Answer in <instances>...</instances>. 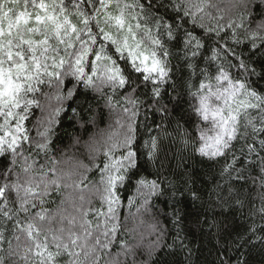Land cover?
I'll return each instance as SVG.
<instances>
[{"label":"snow or ice","instance_id":"obj_1","mask_svg":"<svg viewBox=\"0 0 264 264\" xmlns=\"http://www.w3.org/2000/svg\"><path fill=\"white\" fill-rule=\"evenodd\" d=\"M166 43L183 52L177 69ZM240 45L247 57L233 47ZM260 80L264 0L225 7L219 0H0V264L6 256L18 257L13 264H166L159 253L173 245L164 241L154 201L181 189L144 166L158 161L167 133L143 139L141 129L150 133V126L142 109L163 121L171 114L161 103L164 87L176 92L177 103L183 90L191 97L184 102L193 133L184 129L182 143L207 160H223L220 174L229 180L233 172L237 180L256 172L264 188V88L254 86ZM101 101L114 124L85 142L88 164L78 160L65 170L53 155L57 126L70 111L88 133L103 122ZM36 109L33 135L28 124ZM122 190L133 194L122 198ZM125 200L141 224L152 221L155 239L146 247L143 233L135 243L121 239L122 229L129 231L121 219ZM258 212L264 219V203ZM237 234L245 244L252 240ZM138 253L146 259L138 261Z\"/></svg>","mask_w":264,"mask_h":264},{"label":"trees","instance_id":"obj_2","mask_svg":"<svg viewBox=\"0 0 264 264\" xmlns=\"http://www.w3.org/2000/svg\"><path fill=\"white\" fill-rule=\"evenodd\" d=\"M219 2L221 7H225L231 3V0H219ZM164 11L161 8L159 13L163 15ZM253 15L256 22L261 19L255 8H253ZM252 27H255V22ZM166 46L172 53L168 57L171 66L177 69L183 61L176 57L183 56V52L173 48L171 43H166ZM212 46H215L214 42ZM233 47L238 54L245 57L249 55L243 45ZM252 60L258 62L259 57H252ZM120 63L123 64V61ZM201 67H204L203 63ZM257 70L260 69L257 68ZM232 71L235 73L236 69ZM174 78L180 79L179 71L175 72ZM252 79L256 80L255 77ZM254 86L264 88V80L258 81ZM139 91H145L143 86ZM87 95L91 99L94 94L89 92ZM181 95L183 100L177 103L176 92L165 86L161 103L167 104L171 113L167 119L162 121L161 113L153 112L147 105L142 109L141 115V120H144L143 112H147L145 123L150 126V133H145L141 129L143 139H147L148 134H160L161 130L167 133V135H161L162 152L158 161L154 165L144 164L143 160L141 163L148 172L155 174L158 171L161 178H166V181L172 182L175 188L181 189L176 192L175 196L169 192L154 201V211L159 214L160 222L166 229L164 241L168 245H173L159 253V256L166 264H222V262L223 264H264V243L257 239V237L264 236V232L259 231L261 227H264V219H261L258 212L264 203L261 199L264 195V188L260 186L259 177L256 172L251 174L246 172L244 179L237 180L235 179L236 173L233 172V179L229 180L228 177L220 174L223 160L218 163L207 160L195 153L191 146H185L182 143L180 135L183 134V130L187 129L188 133L192 134L193 126L188 118L191 111L189 104L184 102H190L191 97H188L183 90H181ZM169 97L173 99L170 100ZM141 99L146 98L141 96ZM83 104V97H80L73 107H77L79 111V106ZM100 108H103L102 101ZM103 112V122L98 120V127L95 128L89 125L88 133H85L77 120L72 118L70 111L62 118V123L57 126L53 137V155L61 162L62 168L68 170L78 160L85 164L89 163L85 142L94 135L96 139H99L100 131L107 130L108 125L114 124L116 119L115 114L109 116L107 108H103ZM40 115L39 109H36L30 118L31 122L28 127L33 135H35L33 124ZM177 124H179V129ZM78 138L79 142H77ZM87 175L92 180L98 179V176H93L92 173ZM152 178L154 175L149 176V179ZM192 192L198 193L199 199H193ZM132 194V192L121 191L122 198ZM237 200L242 204H237ZM225 201L227 204L222 208L221 204ZM177 212L179 220L174 223ZM125 217L127 220L124 227L129 231L125 232L122 229L121 239L135 243L139 235L143 233L145 247L149 241L155 239V236L148 234L151 219L144 217L145 223L141 224V218L136 214L135 207L129 209L126 200L124 207L121 208V219L124 220ZM253 226L257 229L255 235L246 231ZM237 233H241L244 239L252 236V240L245 244L241 235ZM177 234H179V240H176ZM180 241L183 242V246H180ZM5 258L6 264H13V261L18 260V257L6 256ZM144 259L146 257L138 253L137 260Z\"/></svg>","mask_w":264,"mask_h":264}]
</instances>
